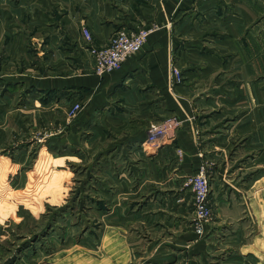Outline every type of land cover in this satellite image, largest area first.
<instances>
[{
  "label": "crops",
  "instance_id": "obj_1",
  "mask_svg": "<svg viewBox=\"0 0 264 264\" xmlns=\"http://www.w3.org/2000/svg\"><path fill=\"white\" fill-rule=\"evenodd\" d=\"M83 24L99 45L119 28L159 27L100 74ZM10 106L29 146L25 107L35 106L34 127L62 121L37 140L92 186L79 198L96 202L100 243L94 260L75 250L83 263L264 264V0H0L5 125ZM172 115L175 138L149 144V126ZM205 163L213 217L198 230L184 180Z\"/></svg>",
  "mask_w": 264,
  "mask_h": 264
},
{
  "label": "rangeland",
  "instance_id": "obj_2",
  "mask_svg": "<svg viewBox=\"0 0 264 264\" xmlns=\"http://www.w3.org/2000/svg\"><path fill=\"white\" fill-rule=\"evenodd\" d=\"M31 107L35 108L25 107L23 113L30 133L22 135L29 136L31 146L15 133L20 110L10 106L7 124L0 121V264H87L75 250L82 249L85 258L94 260L100 243L101 216L94 208L96 202L89 199V193L79 198L83 189L91 191L92 186L80 185L81 170L71 166L69 172L67 157L56 164L52 155L58 158L64 154L49 153L43 148L44 141L37 140L62 131V121H44L34 127ZM53 107L49 104L43 109ZM39 130L32 140L31 133ZM36 180L39 183L31 190ZM99 255L105 258L101 252Z\"/></svg>",
  "mask_w": 264,
  "mask_h": 264
},
{
  "label": "built area",
  "instance_id": "obj_3",
  "mask_svg": "<svg viewBox=\"0 0 264 264\" xmlns=\"http://www.w3.org/2000/svg\"><path fill=\"white\" fill-rule=\"evenodd\" d=\"M158 24L152 26H140L137 29L119 28L114 31L104 44H97L90 28L82 25L83 36L86 48L93 59V70L97 73H104L115 70L122 66L125 60L132 54L138 52L148 39L150 32L158 28ZM174 79L176 83H181L184 79L183 72L174 61ZM82 108L80 102H76L69 109V115L74 116ZM182 126V120L177 115L169 116L161 122L151 124L148 128L146 141L159 146L175 138L177 130ZM183 151L179 149V155ZM210 165L205 163L198 171L185 177L184 186L189 188L193 194L194 217L193 223L198 230H202L206 222L213 217V207L210 200L211 177ZM174 264H187L180 260Z\"/></svg>",
  "mask_w": 264,
  "mask_h": 264
}]
</instances>
